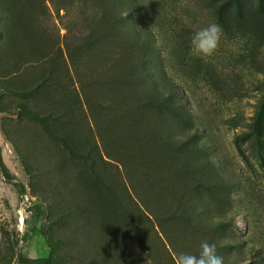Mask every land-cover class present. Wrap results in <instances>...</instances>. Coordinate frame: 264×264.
<instances>
[{
    "label": "rangeland",
    "instance_id": "rangeland-1",
    "mask_svg": "<svg viewBox=\"0 0 264 264\" xmlns=\"http://www.w3.org/2000/svg\"><path fill=\"white\" fill-rule=\"evenodd\" d=\"M0 147V264H264V0H0Z\"/></svg>",
    "mask_w": 264,
    "mask_h": 264
},
{
    "label": "clouds",
    "instance_id": "clouds-1",
    "mask_svg": "<svg viewBox=\"0 0 264 264\" xmlns=\"http://www.w3.org/2000/svg\"><path fill=\"white\" fill-rule=\"evenodd\" d=\"M223 29L218 23H210L197 30L191 37L193 52L211 56L220 46ZM174 264H224V257L217 251L215 243L203 240L198 254L179 253L173 256Z\"/></svg>",
    "mask_w": 264,
    "mask_h": 264
},
{
    "label": "trees",
    "instance_id": "trees-1",
    "mask_svg": "<svg viewBox=\"0 0 264 264\" xmlns=\"http://www.w3.org/2000/svg\"><path fill=\"white\" fill-rule=\"evenodd\" d=\"M0 172L8 183L14 185L18 189L22 197H25L27 195L26 187L22 183L17 181V179L11 174L10 170L6 166L2 155L1 147H0ZM32 215L33 216L31 219V223L29 222L30 229L22 236L20 240L16 242V244L19 245L20 242L28 244L33 239L40 238L41 240L40 244L44 245L48 249V252L46 251V253H43V255H41L38 258L37 262L32 261L31 259L27 258L26 254L20 252L19 262L20 264H52L53 252L51 250L49 242L46 240V237L43 235L41 229L38 226L39 222L43 220L46 216V210L42 202H36L34 204Z\"/></svg>",
    "mask_w": 264,
    "mask_h": 264
}]
</instances>
